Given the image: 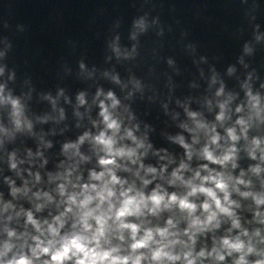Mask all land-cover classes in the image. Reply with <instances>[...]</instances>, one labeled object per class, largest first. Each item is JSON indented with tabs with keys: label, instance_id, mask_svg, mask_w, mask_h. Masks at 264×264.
<instances>
[{
	"label": "water",
	"instance_id": "obj_1",
	"mask_svg": "<svg viewBox=\"0 0 264 264\" xmlns=\"http://www.w3.org/2000/svg\"><path fill=\"white\" fill-rule=\"evenodd\" d=\"M0 89V199L10 201L16 211L23 208L37 218L50 219L57 214L56 188L62 182L50 177L76 164L72 179L80 175L84 183L90 171L101 170L98 159L103 153L90 140L79 145V156L73 155L76 149L66 153L64 145L77 143L85 132L95 136L104 129L99 105L101 101L111 105L109 92L119 101L109 110L121 121L120 135L132 129L147 149L141 157L145 168L159 171L167 165L164 179L157 176L144 189L146 194L157 183L168 192L183 194V188L166 182L173 169L181 161L193 171L207 163L196 155L188 161L176 139L182 136L192 143L188 129L195 122L189 113L216 126L223 137L217 154L231 144L226 129L235 127L240 135L236 121L249 122L247 139L241 136L235 145L237 167L229 165L228 171L233 177L243 171V178L251 181L250 188L239 185L241 191L264 192L261 152L257 149L256 159L248 155L254 138L264 148V0H0ZM248 91L259 96V116L249 106ZM11 100L20 106L19 127ZM221 104H226L227 117L222 122L216 120ZM206 139L201 130L194 149L203 147ZM118 144L135 146L128 139ZM13 155L16 169L10 168ZM256 165L262 169L259 175L250 171ZM129 167L135 171L138 165ZM191 174L185 172V177ZM117 175L141 186L131 172L118 170ZM7 180L18 188L27 181L28 195L13 197ZM37 191L49 192L55 201L41 212H35L34 203L42 201L30 199ZM231 198L240 204L235 211L242 227L249 233L260 229L264 236V224L254 218L253 200L237 193ZM202 200L196 198L198 203ZM259 210L264 212V205ZM9 214L0 215V241L6 238L2 229ZM169 215L149 219L163 226ZM24 219L14 218L8 227L24 231ZM229 227L226 221L214 233L199 237L196 251L211 250L213 236L219 240L228 235ZM28 230L32 231L30 226ZM237 234V230L231 233ZM236 255L223 264H232Z\"/></svg>",
	"mask_w": 264,
	"mask_h": 264
},
{
	"label": "clouds",
	"instance_id": "obj_2",
	"mask_svg": "<svg viewBox=\"0 0 264 264\" xmlns=\"http://www.w3.org/2000/svg\"><path fill=\"white\" fill-rule=\"evenodd\" d=\"M247 96L250 108L259 116V96L253 95L251 91L247 92ZM78 99L81 104L84 103L83 94ZM107 99L111 100V105L103 101L99 105L104 129L95 136L85 132L77 143L64 145L66 153L69 149H76L73 155L79 156V145L90 140L94 149L103 153L98 159L101 170L90 171L88 182L81 183L80 175L72 179L77 170L76 164H72L65 172L50 177L62 181L56 188L60 197L58 202L47 191H37L30 198L42 201L34 203L35 212H41L55 202L57 214L51 215L50 219L37 218L33 211L23 208L16 211L10 201L5 203L0 199V215L11 213L4 217L2 231L6 238L0 241V264H204L206 260L212 264H223L227 257H233L234 254L237 255L232 264H264V236H261L260 229L249 233L242 227L235 211L240 208V204L231 198L233 193L251 198L256 206L254 218L264 224V212L259 210L264 205V192L241 191L238 186L250 188L251 181L243 178V171L239 177H233L228 171L229 165L232 169L237 167L238 150L235 145L241 136L247 139L249 122L243 118L236 121L240 126V135H237L235 127L227 128V140L231 144L217 154L223 137L217 133L216 126H209L198 120L196 113H189L195 122V127L188 129L193 133L192 143H186L182 136L176 139L185 149L188 161L196 155L207 163L193 171L187 162L181 161L173 169L166 182L169 186L183 188V194L168 192L159 183L146 194L144 189L157 176L164 179L167 165L159 171L152 166L145 168L141 162V157L147 151L144 143L137 139L132 129L126 128L120 135L121 121L109 110L115 109L119 101L112 92L107 94ZM10 102L13 115L17 117L16 126L19 127V103L17 100ZM220 109L216 120L222 122L227 118L226 104H221ZM240 111L241 108L237 107L236 112ZM201 130L207 139L197 151L193 145L199 143ZM125 139L131 140L135 146L118 144V141ZM261 143L260 139L252 140L248 149L251 159L257 158L256 151L259 149V158L264 161ZM140 148H145V152L138 154ZM80 159L86 160L87 157L80 156ZM118 160L127 163H118ZM9 163L11 169L17 168L14 155L10 157ZM129 164L138 167L133 171ZM210 164L224 170L217 171L209 167ZM118 170L131 172L140 180L141 186L137 187L135 181L129 182L117 175ZM141 170L144 175H141ZM261 170L259 165L250 168L256 175ZM185 172L192 174L186 178ZM202 172L206 174L202 175ZM149 175L152 179L146 178ZM35 180H40L39 174H36ZM7 183L11 186L13 197L18 194L27 196L30 191L27 181L23 188L15 187L11 180H7ZM201 196L203 200L198 203L196 198ZM165 212L170 215L163 226L153 225L149 218H159ZM21 216L25 218L24 231L17 232L8 227L7 222ZM226 221H230L228 235L219 240L213 236L211 250L201 247L196 251L198 238L214 233ZM181 224L185 226L181 227ZM29 226L32 231L28 230ZM233 230H237L238 234L232 236Z\"/></svg>",
	"mask_w": 264,
	"mask_h": 264
}]
</instances>
